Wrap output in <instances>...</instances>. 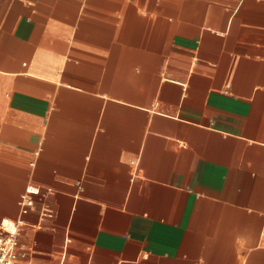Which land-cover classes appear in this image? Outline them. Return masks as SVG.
<instances>
[{"label":"crops","instance_id":"1","mask_svg":"<svg viewBox=\"0 0 264 264\" xmlns=\"http://www.w3.org/2000/svg\"><path fill=\"white\" fill-rule=\"evenodd\" d=\"M2 220L20 264H264V0H0Z\"/></svg>","mask_w":264,"mask_h":264},{"label":"built area","instance_id":"2","mask_svg":"<svg viewBox=\"0 0 264 264\" xmlns=\"http://www.w3.org/2000/svg\"><path fill=\"white\" fill-rule=\"evenodd\" d=\"M39 188L28 184L18 200L22 211L33 204V195L37 194ZM21 254L18 240V223L14 220L0 222V264H20L18 259Z\"/></svg>","mask_w":264,"mask_h":264}]
</instances>
